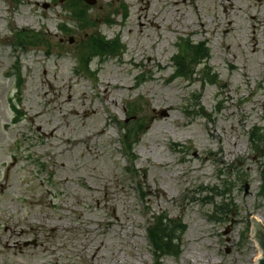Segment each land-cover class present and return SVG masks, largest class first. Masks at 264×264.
<instances>
[{
  "label": "rangeland",
  "instance_id": "1",
  "mask_svg": "<svg viewBox=\"0 0 264 264\" xmlns=\"http://www.w3.org/2000/svg\"><path fill=\"white\" fill-rule=\"evenodd\" d=\"M61 1L0 0V264H152L160 217L184 227L161 264H255L264 0ZM90 36L121 49L94 55ZM180 39L209 50L184 79ZM136 123L132 171L119 125Z\"/></svg>",
  "mask_w": 264,
  "mask_h": 264
},
{
  "label": "trees",
  "instance_id": "2",
  "mask_svg": "<svg viewBox=\"0 0 264 264\" xmlns=\"http://www.w3.org/2000/svg\"><path fill=\"white\" fill-rule=\"evenodd\" d=\"M76 7V6H75ZM74 7V16L84 23L82 18L84 11L76 9ZM34 39L33 37L26 36V40ZM88 49L94 55L104 52H118L121 47L117 41L108 42L101 37L91 36L89 39ZM209 59V50L205 43L193 44L189 41H185L183 44L177 46V53L173 57V65L175 67V78H188L193 75L194 69L201 64H204ZM84 60H88L84 57ZM87 67V63H85ZM204 79L210 83L215 82L216 75L211 73L209 68L202 70ZM138 124V123H136ZM138 124L137 128L131 129L128 127L126 133H123L122 146L124 150L131 155L132 138H136L135 135L139 133L141 129ZM128 126V125H126ZM131 126V125H129ZM250 143L252 147L259 151L264 150V126L262 128L254 127L250 132ZM264 152V151H263ZM261 180L263 184L260 188L259 195L264 198V172L261 174ZM217 209V208H216ZM155 223L150 224L147 230L149 245L151 247L152 255L154 258L153 264H161L160 259L163 257L177 258L180 255L181 236L184 232V227L180 221L170 220L166 217H160L154 219Z\"/></svg>",
  "mask_w": 264,
  "mask_h": 264
},
{
  "label": "bare ground",
  "instance_id": "3",
  "mask_svg": "<svg viewBox=\"0 0 264 264\" xmlns=\"http://www.w3.org/2000/svg\"><path fill=\"white\" fill-rule=\"evenodd\" d=\"M227 2H229V0H226ZM229 4V3H228ZM224 11H225V20H228L229 19V11H228V9H227V7H224ZM142 16H140V18H141ZM143 19H147V15L146 16H144V18ZM149 23H150V26L151 27H153V28H155L156 30H159V26H158V24L156 23V22H154V21H151V20H149ZM226 32H227V29H226ZM255 46H256V44H255ZM103 87H106L105 88V94L108 96V94L110 93V90L111 89H113V88H117V86L116 85H110V84H105ZM96 116V112L95 111H92V117H95ZM99 134H102V131H100L99 132ZM260 223H261V221L260 220H255L254 221V225H255V227L256 228H258L257 226H259L260 225ZM93 258H94V256H93ZM92 258V259H93ZM262 260V252L260 251V256L255 260V264H259V262Z\"/></svg>",
  "mask_w": 264,
  "mask_h": 264
},
{
  "label": "water",
  "instance_id": "4",
  "mask_svg": "<svg viewBox=\"0 0 264 264\" xmlns=\"http://www.w3.org/2000/svg\"><path fill=\"white\" fill-rule=\"evenodd\" d=\"M94 2H89V4H93ZM258 228L255 227L253 229V237L254 240L256 241L257 246L259 247L260 251L262 252V260L259 262V264H264V226L261 224L257 226Z\"/></svg>",
  "mask_w": 264,
  "mask_h": 264
}]
</instances>
